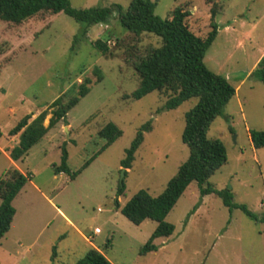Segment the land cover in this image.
I'll return each mask as SVG.
<instances>
[{"label":"rangeland","instance_id":"1","mask_svg":"<svg viewBox=\"0 0 264 264\" xmlns=\"http://www.w3.org/2000/svg\"><path fill=\"white\" fill-rule=\"evenodd\" d=\"M151 1L155 15L164 20L176 7L185 6L191 11L190 29L203 38L211 31V9L218 11L221 30L205 63L227 77L238 92L208 132V138L223 142L228 153L227 164L209 183L218 191L229 190L233 202L247 207L259 221L240 208L231 212L215 194L203 196L194 182L166 219L175 225L174 234L157 239V251L141 255L158 223L147 220L137 226L121 209L142 190L153 197L161 195L188 160L190 151L182 139L185 118L198 102L192 99L176 110L159 112L168 94L132 97L141 78L131 62L138 51L160 47L162 39L149 33L133 36L117 13L79 41L84 25L65 13L22 24L0 21V179L14 169L29 177L27 188L14 202L17 215L11 230L0 242V264H76L94 249L82 233L112 264H264V148L256 149L250 137V131L264 132V83L249 75L264 48V0ZM131 2L70 0L77 10L113 5L127 10ZM241 21L245 27L239 29ZM229 24L236 33L226 30ZM242 31L252 32V41L245 45ZM97 40L107 43L108 55L93 46ZM99 75L102 81L97 82ZM86 79L91 81L90 93L69 112L66 122L52 128L23 160L12 161L10 148L6 149L14 144L9 133L59 98L67 103L76 97ZM51 118L49 111L46 127ZM149 122L152 130L144 133L132 168L125 170L121 162L126 151ZM109 123L122 130L121 138L75 180L65 173L55 175L64 145L68 166L77 172L105 145L98 133ZM122 181L125 193L118 196ZM33 185L55 197L73 224L57 214ZM97 228L101 234H95Z\"/></svg>","mask_w":264,"mask_h":264},{"label":"trees","instance_id":"2","mask_svg":"<svg viewBox=\"0 0 264 264\" xmlns=\"http://www.w3.org/2000/svg\"><path fill=\"white\" fill-rule=\"evenodd\" d=\"M60 13H65L84 25L77 41L86 36L94 26L108 23L115 13L118 14L122 27L133 36L139 38L149 33L162 39L160 47L148 46L144 51H138L131 62L141 78L140 88L132 94L134 99H142L154 92L168 94L169 98L159 112L176 110L187 101L198 100L185 118L186 127L182 139L190 151L188 160L168 182L161 195L153 197L148 191L142 190L121 209L122 214L137 226L147 220L158 223L157 229L141 248L140 254L147 255L157 251L155 241L169 238L174 234L175 225L168 223L166 219L194 182L199 185L203 196L215 194L231 212L240 208L247 216L258 222L259 218L247 207L233 202V195L229 190L218 191L209 183L211 177L227 164L228 153L223 142L208 138V132L237 93L227 77L212 72L205 63V57L219 35L220 28L216 23L217 9L215 7L211 9V31L203 38L190 29L188 20L191 11L183 5L176 7L171 17L164 20L155 15V4L151 0H132L127 10L118 5L77 10L72 8L70 0H0V21L4 22L22 24L38 16L46 15L49 18ZM93 46L104 56L110 53L107 43L102 40L93 42ZM253 75L264 83V58ZM100 81L102 77L99 75L97 82ZM89 85L91 81L86 79L79 86L78 95L67 103L59 98L33 122L29 123L32 116L20 122L9 133L11 137L20 135L19 144L10 154L12 160L15 162L23 160L52 128L60 122H66L69 112L90 93ZM49 111L52 118L46 127L45 120ZM151 130L150 122L140 129L131 147L126 151V157L121 162L122 168L125 170L132 168L135 155L144 142V133ZM98 134L105 140V145L81 170L74 173L68 166L69 155L64 145L61 165L54 166L55 175L65 173L71 180H75L91 165L93 159L121 138L123 132L117 125L109 123ZM250 137L256 149L264 148V132L250 131ZM28 182L29 177L17 169L9 170L0 179V242L10 232L16 215L13 202ZM125 189V183L122 181L118 196H123ZM117 207L120 209L119 202ZM76 264L112 263L100 251L92 249Z\"/></svg>","mask_w":264,"mask_h":264},{"label":"crops","instance_id":"3","mask_svg":"<svg viewBox=\"0 0 264 264\" xmlns=\"http://www.w3.org/2000/svg\"><path fill=\"white\" fill-rule=\"evenodd\" d=\"M221 15V14H220ZM219 15H217V17H218ZM217 19V18H216ZM221 22L220 21H218V26H219V28H220V24ZM236 24V23H235ZM237 27L240 29V28H242V27H245V24H244V22L243 21H241V25H238L237 24ZM220 30H221V28H220ZM220 30H219V32H220ZM226 30L228 31V32H233V33H236L237 31H236V28H233L232 26H230V24H229V26L226 28ZM241 34H242V39H243V41L241 42L242 44H246V42L247 41H249V42H251L252 41V32L251 31H242L241 32ZM259 57H258V59L255 61V64H254V66H253V68H252V70H251V72H250V76H251V74H253V72L256 70V67H258V65H259V63H260V61L264 58V48H262V49H260V52H259ZM237 90V92H238V88L236 89ZM236 95H237V93H236ZM32 117H34L33 118V120H35L37 117H35V115L34 114H32ZM1 137H3V135L1 136ZM12 141H13V145H10V144H8V145H6V149L7 148H10V150H8L7 149V151H8V156H10V154H11V151H12V149L14 148V147H16L18 144H19V142H20V135H18V136H14L13 137V139H12ZM13 161V160H12ZM15 162V161H14ZM22 174H24V175H26L24 172H22V171H20ZM27 176V175H26ZM27 186H28V183H27V185L23 188V190L20 192V194L27 188ZM34 186V188H35V190H37L44 198H45V200H47L52 206H53V208H55L56 209V211H57V214H60L61 216H63V218L65 219V220H68V222H69V224H73V222L68 218V216H67V214L64 212V210L62 209V208H60V207H58L56 204H55V197H53V198H50L49 196H47L46 194H44L39 188H38V186H36V185H33ZM19 194V195H20ZM18 195V196H19ZM18 196H17V198H18ZM16 198V199H17ZM15 199V200H16ZM15 200H14V202H15ZM14 202H13V206H14ZM16 215H17V211H16ZM98 229V228H97ZM81 233V232H80ZM102 233V232H101ZM101 233H99V234H101ZM95 235V234H94ZM82 236H83V238H84V240L86 241V242H88L92 247H94V249H96V250H98V251H101L100 249H98L96 246H94L93 244H92V242L90 241V239L89 238H87L85 235H83V233H82Z\"/></svg>","mask_w":264,"mask_h":264},{"label":"built area","instance_id":"4","mask_svg":"<svg viewBox=\"0 0 264 264\" xmlns=\"http://www.w3.org/2000/svg\"><path fill=\"white\" fill-rule=\"evenodd\" d=\"M99 233H101V230L100 229H96L95 230V234H99Z\"/></svg>","mask_w":264,"mask_h":264},{"label":"water","instance_id":"5","mask_svg":"<svg viewBox=\"0 0 264 264\" xmlns=\"http://www.w3.org/2000/svg\"><path fill=\"white\" fill-rule=\"evenodd\" d=\"M123 174H125V172Z\"/></svg>","mask_w":264,"mask_h":264}]
</instances>
